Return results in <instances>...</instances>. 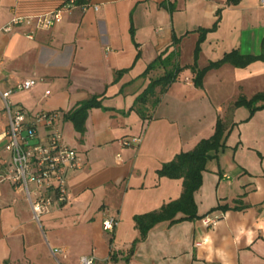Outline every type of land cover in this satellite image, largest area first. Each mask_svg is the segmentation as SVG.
Segmentation results:
<instances>
[{
	"label": "crops",
	"instance_id": "obj_1",
	"mask_svg": "<svg viewBox=\"0 0 264 264\" xmlns=\"http://www.w3.org/2000/svg\"><path fill=\"white\" fill-rule=\"evenodd\" d=\"M64 4L0 0V91L12 90V109L29 117L55 113L61 142L83 161L80 169L67 171L68 200L43 214L40 224L26 193L0 182V264H78L83 255H94L96 264H264V109L250 115L244 106L232 107L240 95L264 91V60L210 69L200 88L185 69L145 118L131 109L149 81L163 73L143 75L159 54L176 50L181 66L193 63L198 29L217 23L200 44V68L232 50L261 54L264 5L77 0L50 29L3 30L13 15L47 13ZM27 78L36 80L32 88L14 89ZM91 96H99L101 106L88 110L81 133L67 115ZM218 116L227 127L226 148L208 161L194 194L200 218L159 222L129 252L139 237L133 217L181 194L182 179L160 177L158 169L210 137ZM36 126L44 139L49 128ZM6 129L0 99V133ZM133 137L140 141L122 145ZM209 213L220 215L215 226L201 223ZM108 214L118 219L113 233L102 229ZM59 250L60 256L53 253Z\"/></svg>",
	"mask_w": 264,
	"mask_h": 264
},
{
	"label": "built area",
	"instance_id": "obj_2",
	"mask_svg": "<svg viewBox=\"0 0 264 264\" xmlns=\"http://www.w3.org/2000/svg\"><path fill=\"white\" fill-rule=\"evenodd\" d=\"M264 5V0H260ZM77 0H65V4L54 11L35 15H13L4 26V31H10L16 26H27L32 30L52 28L62 17L63 8L73 7ZM32 38L33 34H27ZM36 84L34 78H27L15 86V90H28ZM49 90L45 94H49ZM12 90L0 91L4 110L7 113V129L0 133L1 151L0 182L8 180L14 188L24 191L32 209L33 219L40 224L41 217L54 205H61L68 200L67 171L80 169L83 165L80 154L73 148L61 142V134L54 127L55 113L40 112L29 117L21 108L12 109L9 96ZM37 123H43L49 131L44 139H40ZM140 137L121 140L122 145L138 143ZM36 198L33 199L31 194ZM220 215L206 214L201 223L206 227L215 226ZM118 225V219L108 214L102 220V229L113 233ZM59 252H63L59 250ZM78 264H96L94 255H83Z\"/></svg>",
	"mask_w": 264,
	"mask_h": 264
},
{
	"label": "trees",
	"instance_id": "obj_3",
	"mask_svg": "<svg viewBox=\"0 0 264 264\" xmlns=\"http://www.w3.org/2000/svg\"><path fill=\"white\" fill-rule=\"evenodd\" d=\"M239 1L227 0V4L234 5ZM216 26L217 23L210 29L197 30L199 37L194 49V61L192 64L181 66L177 60L178 53L176 50L161 53L149 63L143 75L155 69H163V73L149 81L146 88L135 99V103L131 109H134L142 118H145L149 108H153L160 101L161 96L167 91L171 83L176 81L179 74L185 69H189L193 73V84L195 87L200 88L203 85V78L206 72L210 69L219 68L225 63L232 64L235 67H245L253 61L264 60L263 43V51L259 55H243L238 50H232L225 53L218 60L211 61L205 67L200 68L197 64L200 44L205 39L207 32L214 30ZM177 42L178 39L174 38L173 44H177ZM98 98L99 96H91L89 99L79 103L68 113L67 118L73 123L77 131L83 133L88 110L101 106ZM238 106L246 107L250 115L256 110L264 109V91L256 93L250 98L240 95L232 103V107ZM227 133L225 123L218 116L214 132L210 137L201 139L191 150L182 151L175 155L172 160L162 164L157 171L158 176L182 179L181 194L177 199L163 204L157 210L133 217L135 227L139 232V237L132 243L129 252H132L137 241L144 239L148 231L159 222L170 221V223H174L200 218L197 214L194 194L201 186L202 173L206 169L208 161L217 158L218 154L225 150ZM178 213H181L182 216L177 217Z\"/></svg>",
	"mask_w": 264,
	"mask_h": 264
},
{
	"label": "rangeland",
	"instance_id": "obj_4",
	"mask_svg": "<svg viewBox=\"0 0 264 264\" xmlns=\"http://www.w3.org/2000/svg\"><path fill=\"white\" fill-rule=\"evenodd\" d=\"M53 253L60 256L59 251H53Z\"/></svg>",
	"mask_w": 264,
	"mask_h": 264
}]
</instances>
